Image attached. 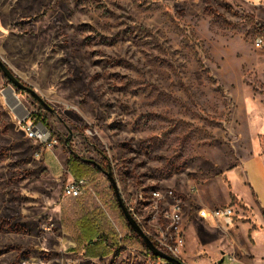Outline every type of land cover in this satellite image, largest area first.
<instances>
[{"label":"rangeland","instance_id":"rangeland-1","mask_svg":"<svg viewBox=\"0 0 264 264\" xmlns=\"http://www.w3.org/2000/svg\"><path fill=\"white\" fill-rule=\"evenodd\" d=\"M258 35L264 0H0V59L49 106L0 71V264H148L106 171L132 204L173 190L191 248L180 258L208 264L224 231L212 211L237 203L225 171L252 144L264 153ZM26 110L46 138L28 136ZM72 157L101 165L87 175L99 200L87 199L111 237L81 252L62 214Z\"/></svg>","mask_w":264,"mask_h":264},{"label":"crops","instance_id":"crops-1","mask_svg":"<svg viewBox=\"0 0 264 264\" xmlns=\"http://www.w3.org/2000/svg\"><path fill=\"white\" fill-rule=\"evenodd\" d=\"M258 147L252 144L250 152L242 157L235 167L224 173L228 190L237 200V203H230L227 197L225 205L234 206L235 214L230 224L223 217H218L219 224L224 225V231L218 235L213 234L219 237L216 241L217 249L209 255V261L205 263L213 264L223 259L229 264H264V153L259 151ZM87 196L91 198L90 195ZM185 237L184 249L191 251L186 227ZM199 244L194 249H197ZM202 251L206 254L207 248ZM113 252L116 253L113 250L106 253L114 255ZM108 255L93 252L90 258L97 260ZM231 256L235 257L233 261H230Z\"/></svg>","mask_w":264,"mask_h":264},{"label":"built area","instance_id":"built-area-1","mask_svg":"<svg viewBox=\"0 0 264 264\" xmlns=\"http://www.w3.org/2000/svg\"><path fill=\"white\" fill-rule=\"evenodd\" d=\"M256 45H264V35H258L256 37ZM38 118V116H37ZM31 117V112L26 110L25 115L22 117L21 122L23 123L25 129L27 130L28 136L32 138H46L47 125L43 121ZM89 181L87 177H71L64 186L63 193L65 196H82L89 195L93 199L95 196L99 200L97 194L91 193L89 189ZM172 199L168 201L169 207L164 208L161 211H154L158 209V204L160 199ZM126 205L128 206L130 212L133 214L134 218L144 229L146 234L150 236L153 242L164 252L180 258L186 243L185 230L183 228V205L180 201L175 198V193L173 190H169L166 194H161L159 191L153 190L149 195V198L145 196L143 191H139L137 194L136 201L132 204L128 199H125ZM100 202V201H98ZM147 213V215H145ZM158 213V214H157ZM235 212L231 206H224L221 208H215L212 211V215L215 218L223 217L227 223L233 222V216ZM108 215V213H107ZM111 219L116 231L119 233V239L122 238V234L114 220ZM156 221V222H155ZM153 222L155 223L154 231L147 229V224ZM149 257V256H148ZM235 257L231 256L230 261H233ZM65 264H76L74 261L68 260ZM148 264H171L168 260L160 258L154 259L149 257ZM216 264H229L228 262H216Z\"/></svg>","mask_w":264,"mask_h":264},{"label":"trees","instance_id":"trees-1","mask_svg":"<svg viewBox=\"0 0 264 264\" xmlns=\"http://www.w3.org/2000/svg\"><path fill=\"white\" fill-rule=\"evenodd\" d=\"M42 121L45 125H47L44 119ZM68 163H69V168H70L71 173L76 178L85 177V176L87 177V175L91 173L92 164L85 162L81 158L72 157L70 158ZM111 188H113L112 185H111ZM113 196H114L119 214L125 219L121 211V208L117 202L115 194ZM87 198H89L87 195L86 197L84 195L70 196L63 203V213L62 214H63L65 221L68 219V221H70V226L74 229V239L76 242V246L74 247V250L78 252H81L82 249L86 248L87 247L86 245L90 246V244L101 241L102 239H105L106 241L111 240L110 239L111 237L103 238V235L100 232L101 231L100 226H98V223H97L98 220L97 218L93 216L92 209H91V206L89 205ZM126 224L129 230L133 233V235L136 236L139 239V241L142 243V245L145 247L147 255L154 259H160V257L154 255L147 248V246L145 245L141 237L133 231V229L131 228V226L129 225L127 221H126ZM110 233L116 237V231L114 230L113 227H111ZM109 243L113 244L111 242ZM112 248L113 250L116 251V255L122 252L124 249H126L125 247H122V246H119V247L113 246Z\"/></svg>","mask_w":264,"mask_h":264},{"label":"water","instance_id":"water-1","mask_svg":"<svg viewBox=\"0 0 264 264\" xmlns=\"http://www.w3.org/2000/svg\"><path fill=\"white\" fill-rule=\"evenodd\" d=\"M0 67L5 72V74L10 78V80L15 83L18 87L25 88L28 91L32 92L37 99L41 102L42 105L49 108V106L44 102V100L35 92V90L25 84H23L19 78L16 77L14 72L11 70L8 64H6L3 60L0 59ZM83 160L87 163H91L96 165L97 167L101 168V165H99L96 161L92 159H86L83 158ZM106 174L109 177V180L113 186L114 193L117 199V202L121 208V211L126 219V221L129 223L133 231L138 234L147 248L156 256L168 260L171 264H187L185 261H183L181 258L175 257L173 255H170L163 250H161L159 247L156 246V244L153 242V240L150 238L148 234L144 231V229L140 226V224L137 222V220L134 218L133 214L130 212L128 206L126 205L125 200L123 199L121 193L119 192V189L117 187L116 179L112 171H106ZM219 263L223 262V259L218 261Z\"/></svg>","mask_w":264,"mask_h":264},{"label":"flooded vegetation","instance_id":"flooded-vegetation-1","mask_svg":"<svg viewBox=\"0 0 264 264\" xmlns=\"http://www.w3.org/2000/svg\"><path fill=\"white\" fill-rule=\"evenodd\" d=\"M0 71L2 72V74H3V76H5L10 82H12L11 80H10V78L5 74V72L1 69V67H0ZM20 80V79H19ZM21 82H23L22 80H20ZM13 83V82H12ZM13 84H15V83H13ZM24 84V83H23ZM16 85V84H15ZM17 86V85H16ZM18 87V86H17ZM18 88H20V90H27V89H25V88H21V87H18ZM30 92V91H29ZM32 93V92H31ZM33 94V93H32ZM34 95V94H33ZM35 96V95H34ZM36 97V96H35Z\"/></svg>","mask_w":264,"mask_h":264},{"label":"bare ground","instance_id":"bare-ground-1","mask_svg":"<svg viewBox=\"0 0 264 264\" xmlns=\"http://www.w3.org/2000/svg\"><path fill=\"white\" fill-rule=\"evenodd\" d=\"M54 77V76H53ZM18 102V101H17ZM85 262V261H84ZM84 262H83V264H84ZM90 262H87L86 264H89Z\"/></svg>","mask_w":264,"mask_h":264}]
</instances>
